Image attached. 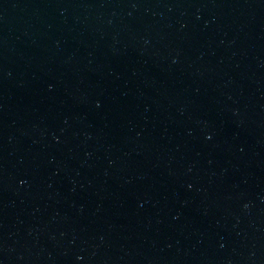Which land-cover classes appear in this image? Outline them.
Listing matches in <instances>:
<instances>
[{
  "label": "water",
  "instance_id": "obj_1",
  "mask_svg": "<svg viewBox=\"0 0 264 264\" xmlns=\"http://www.w3.org/2000/svg\"><path fill=\"white\" fill-rule=\"evenodd\" d=\"M0 264H264V0H0Z\"/></svg>",
  "mask_w": 264,
  "mask_h": 264
}]
</instances>
